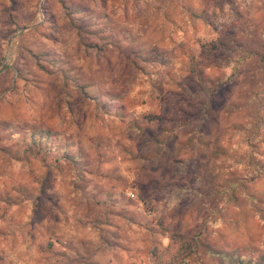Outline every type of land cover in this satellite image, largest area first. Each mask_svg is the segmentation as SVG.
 <instances>
[{"label": "rangeland", "instance_id": "374dc122", "mask_svg": "<svg viewBox=\"0 0 264 264\" xmlns=\"http://www.w3.org/2000/svg\"><path fill=\"white\" fill-rule=\"evenodd\" d=\"M4 59L0 264H264V0H0Z\"/></svg>", "mask_w": 264, "mask_h": 264}, {"label": "crops", "instance_id": "0c3cea01", "mask_svg": "<svg viewBox=\"0 0 264 264\" xmlns=\"http://www.w3.org/2000/svg\"><path fill=\"white\" fill-rule=\"evenodd\" d=\"M3 228H9V225H6L4 223V226H2ZM48 227H49V224L47 222V217L44 215L43 218H42V221H40L39 223H32L31 220H29L28 224L25 225V229L26 232H25V244H29L32 248V240L36 239L37 235L39 237L41 236H46L47 234V230H48ZM14 228H16L14 226ZM55 230V233H60L61 236H63L65 239H66V242L64 243L65 245L70 243V239L67 240V237H66V234L69 233V236L71 235H74L75 236V232L71 231V230H68L66 233H63V228L60 226L59 228V232H58V229H54ZM12 236L10 237H7V241L9 242V239H11ZM61 239V238H60ZM30 240V241H28ZM78 240V238L76 239V241ZM69 241V242H67ZM60 243V242H58ZM58 245V244H56ZM35 248V247H34ZM18 249H21V248H18ZM14 250V254L16 255L18 253L19 250ZM17 257V256H15ZM18 258V257H17ZM25 262L26 264H50V262L52 261H55L56 264H59L58 262L59 261H63V262H67V264L69 263V256L67 254H64V253H57V252H52V253H46L44 252L42 254V252H39L36 248L35 249H32L31 252H29L26 256H25Z\"/></svg>", "mask_w": 264, "mask_h": 264}, {"label": "trees", "instance_id": "16d2710c", "mask_svg": "<svg viewBox=\"0 0 264 264\" xmlns=\"http://www.w3.org/2000/svg\"><path fill=\"white\" fill-rule=\"evenodd\" d=\"M211 46L218 47L216 44H211ZM192 72H194V70ZM32 135H37V136H39L40 139H44L45 142H47L50 139L51 135L53 136V133H51L50 130H40L36 134L33 133ZM68 153H66V155H69V157H72L71 154L70 153L68 154ZM173 235H176V233L173 234ZM171 240H172V238H171ZM170 243H172V242H170ZM170 247H171V244L166 246V248H164L163 251H158L155 248L151 251L152 255L155 257L154 264H167V263H170V262H171V264L172 263L174 264L172 259H168V257H167V259L164 258L165 254L167 253V251H169ZM194 250H195L194 244H193V246L192 245L189 246V253L190 254H192V252ZM215 254H218V252L215 251ZM224 256H226V255H224ZM184 262H185V260H182V262L180 264H183Z\"/></svg>", "mask_w": 264, "mask_h": 264}, {"label": "water", "instance_id": "95a60500", "mask_svg": "<svg viewBox=\"0 0 264 264\" xmlns=\"http://www.w3.org/2000/svg\"><path fill=\"white\" fill-rule=\"evenodd\" d=\"M40 9H41V3H40ZM36 24L37 23H33V24L29 25V26H25V27H22L19 30H17L12 36H10V38L8 39V43L10 42L11 38L15 37L18 33L22 32V31H24V30H26V29H28L30 27H33ZM5 66H6V59L3 60V64L0 67V70H3L5 68Z\"/></svg>", "mask_w": 264, "mask_h": 264}, {"label": "built area", "instance_id": "2783aa9c", "mask_svg": "<svg viewBox=\"0 0 264 264\" xmlns=\"http://www.w3.org/2000/svg\"><path fill=\"white\" fill-rule=\"evenodd\" d=\"M131 195H133V194H131Z\"/></svg>", "mask_w": 264, "mask_h": 264}]
</instances>
